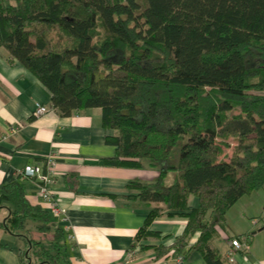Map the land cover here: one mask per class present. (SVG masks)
I'll return each instance as SVG.
<instances>
[{"label": "trees", "instance_id": "1", "mask_svg": "<svg viewBox=\"0 0 264 264\" xmlns=\"http://www.w3.org/2000/svg\"><path fill=\"white\" fill-rule=\"evenodd\" d=\"M0 46L47 90L59 116L101 110L102 127L114 132L105 142L115 147L103 165L146 160L157 169L155 181L127 185L136 191L127 198L187 218L157 255L195 252L225 264L211 241L229 208L264 188V0H0ZM228 137L236 146L225 160L230 146L218 139ZM5 204L8 233L27 220L52 230L45 244L27 237V264H68L63 227L29 203L22 183L0 186ZM160 214L150 209L139 239L159 236L148 226Z\"/></svg>", "mask_w": 264, "mask_h": 264}, {"label": "crops", "instance_id": "2", "mask_svg": "<svg viewBox=\"0 0 264 264\" xmlns=\"http://www.w3.org/2000/svg\"><path fill=\"white\" fill-rule=\"evenodd\" d=\"M35 103L50 106L49 93L0 46V136H6L0 139V186L19 181L29 203L49 213L37 197L34 179H21L18 171L28 165H42V157L57 154V177L51 193L67 218L63 253L68 264H179L171 254L157 255L155 248L171 246L183 233L187 218L168 216L162 203L127 198L136 195L127 188L129 183L153 182L157 169L146 160L140 161L141 167L102 164L103 159L115 155V147L105 142L114 132L102 127L99 108L69 117L55 111L33 117ZM12 127H17L14 134L9 131ZM174 176L168 173L165 184L170 185ZM189 204L196 206L197 200L191 196ZM8 206L0 208V264H27L21 258L27 237L45 244V236L52 230L40 232V223L27 220L24 230L8 233L2 227ZM152 208H160L161 214L148 231L159 236L139 239L137 234ZM219 233L222 235H217L210 247L225 264H229L225 253L231 237H240L248 245L246 252L236 255L235 264H264V188L241 197L229 208L226 226ZM180 264L207 263L198 253L190 252Z\"/></svg>", "mask_w": 264, "mask_h": 264}, {"label": "built area", "instance_id": "3", "mask_svg": "<svg viewBox=\"0 0 264 264\" xmlns=\"http://www.w3.org/2000/svg\"><path fill=\"white\" fill-rule=\"evenodd\" d=\"M53 111L54 109L50 106H44L40 103H35L33 117H40ZM9 131L11 134H14L17 131V127H12ZM4 138H6V136H0V139ZM57 159L58 157L56 153H50L49 155L42 157V165H28L22 170L18 171V176L21 179H34L37 184L38 199L46 207L56 224H62L63 226H61L63 227V229H65L67 227V218L63 209L59 207L51 193V187L55 183V179L57 177ZM68 238L71 239L70 236ZM229 243L230 248L225 253V259L229 264H235L236 255L239 252H246L248 249V245L246 243H242L238 238H231L229 240ZM127 255L130 257L132 253L130 252ZM182 261V257L177 258V262L179 264Z\"/></svg>", "mask_w": 264, "mask_h": 264}, {"label": "rangeland", "instance_id": "4", "mask_svg": "<svg viewBox=\"0 0 264 264\" xmlns=\"http://www.w3.org/2000/svg\"><path fill=\"white\" fill-rule=\"evenodd\" d=\"M238 113V111H234L233 115H236ZM219 143H223V145H225L226 143L229 144V148H224L223 149V154L221 155L220 158L228 160L229 157L231 156L232 153V148L236 146V140L232 137H228L226 139H218ZM177 154H178V150L175 151V155L173 156L172 160L175 161L177 158ZM170 173V172H169ZM173 173V172H172ZM7 214V213H6ZM222 234L219 233L218 236H221ZM46 237V236H45ZM217 237H215L214 239H216ZM213 239V240H214Z\"/></svg>", "mask_w": 264, "mask_h": 264}]
</instances>
